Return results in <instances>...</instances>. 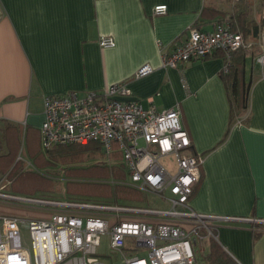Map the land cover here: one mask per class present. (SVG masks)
Returning <instances> with one entry per match:
<instances>
[{
	"label": "crops",
	"instance_id": "1",
	"mask_svg": "<svg viewBox=\"0 0 264 264\" xmlns=\"http://www.w3.org/2000/svg\"><path fill=\"white\" fill-rule=\"evenodd\" d=\"M158 4L165 13H153ZM238 9L234 0H0V155L17 151L26 170L39 162L47 94L125 82L144 108L178 103L192 150L203 156L190 206L232 218L211 220L219 244L239 264H264V221H256L264 220V71L244 56L248 109L230 124L222 52L161 66V53L190 26L210 29ZM101 35L114 45L101 47ZM145 63L153 70L135 77ZM22 207L0 200V223Z\"/></svg>",
	"mask_w": 264,
	"mask_h": 264
},
{
	"label": "built area",
	"instance_id": "2",
	"mask_svg": "<svg viewBox=\"0 0 264 264\" xmlns=\"http://www.w3.org/2000/svg\"><path fill=\"white\" fill-rule=\"evenodd\" d=\"M166 9L165 4H158L153 13L163 14ZM98 43L113 46L114 39L101 35ZM250 45L225 17L214 20L210 29L190 26L185 38L161 53V66L179 68L220 51L224 56L222 72H226L231 53ZM259 46L263 53L257 61L264 65V36ZM152 70L145 63L134 76ZM43 114V150L95 141L108 156L120 153L128 185L160 196L168 206L20 195L3 190L8 181L4 177L0 179V200L52 213L48 218L1 217L0 264H110L98 253L104 234L108 235L110 254L123 264H200L201 245L209 237L217 239L211 220L232 218L196 212L190 206L203 156L192 150L178 103L160 111L144 108L131 97L125 82H115L81 94L76 90L47 94L43 96ZM22 225L29 230V247L22 244Z\"/></svg>",
	"mask_w": 264,
	"mask_h": 264
},
{
	"label": "rangeland",
	"instance_id": "3",
	"mask_svg": "<svg viewBox=\"0 0 264 264\" xmlns=\"http://www.w3.org/2000/svg\"><path fill=\"white\" fill-rule=\"evenodd\" d=\"M237 2V0H234ZM249 7V29L246 34V40L251 42L252 50L250 52L251 61L264 71V65L257 61V58L263 53L259 46L261 36H264V0H242ZM115 147V146H114ZM39 162L33 160L29 169L34 170L38 181L28 185L29 189L13 190L20 195H32L47 197L57 200H83V201H110L124 204H137L141 206H152L166 208L167 203L154 193L133 188L128 185L129 178L123 171L121 157L118 152L107 155L100 152L93 157L74 158L63 156H51L47 151H40ZM99 162H101L99 164ZM101 166H103L101 168ZM100 168V169H97ZM115 182L116 185L113 183ZM122 188H129L126 192H131L132 196L123 195ZM11 191V185H8ZM20 217L27 218H48L51 211L40 210L38 208H26L22 204ZM22 244L30 246L29 230L25 226H20ZM101 245L98 253L109 261L110 264H122V261L112 256L107 246L108 235H102ZM202 246V245H201ZM204 247V244H203ZM201 248V247H200ZM199 251L202 256L207 251ZM200 264H202L198 256Z\"/></svg>",
	"mask_w": 264,
	"mask_h": 264
},
{
	"label": "trees",
	"instance_id": "4",
	"mask_svg": "<svg viewBox=\"0 0 264 264\" xmlns=\"http://www.w3.org/2000/svg\"><path fill=\"white\" fill-rule=\"evenodd\" d=\"M236 5L239 7L237 11L236 19L232 16L229 17L232 28L239 31L246 38V34L249 29V7L237 0ZM252 47L240 48L230 55V63L227 65V71L222 72V77L225 81L228 89L229 100V122L240 118L246 113L248 109V88L249 84L243 80V58L245 55H250ZM101 146L99 143L92 141L86 144L72 143L68 145H58L49 150L47 153L51 156H63L84 158L93 157L101 152ZM17 151H10L5 155H0V176L6 178L8 182L3 183V187L8 189V185H11V190H24L29 189L28 185H32L38 181L37 175L34 170H26L20 159L16 158ZM40 157V154L38 155ZM37 156V157H38ZM101 162H99L100 164ZM103 166H101L102 168ZM100 169V168H97ZM114 185L115 182L113 183ZM132 187V186H131ZM123 195L132 196L129 188H121ZM204 247H207V251L200 256L202 264H239L222 246L219 244L216 238L209 237L203 243ZM203 245L201 251L205 250Z\"/></svg>",
	"mask_w": 264,
	"mask_h": 264
}]
</instances>
